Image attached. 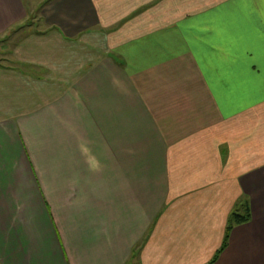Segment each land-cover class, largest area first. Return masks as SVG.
I'll return each mask as SVG.
<instances>
[{"label": "crops", "instance_id": "1", "mask_svg": "<svg viewBox=\"0 0 264 264\" xmlns=\"http://www.w3.org/2000/svg\"><path fill=\"white\" fill-rule=\"evenodd\" d=\"M1 42L0 264H209L242 201L212 264H264V0H0Z\"/></svg>", "mask_w": 264, "mask_h": 264}, {"label": "rangeland", "instance_id": "2", "mask_svg": "<svg viewBox=\"0 0 264 264\" xmlns=\"http://www.w3.org/2000/svg\"><path fill=\"white\" fill-rule=\"evenodd\" d=\"M23 1V3L25 4V6L27 5H30V4H32V2H35V0H22ZM35 4H37V3H35ZM31 23V22H30ZM24 28V29H23ZM30 27H28L27 25H26V28L23 26L22 27V29L23 30H20V28H18V27H16V28H14V29H11L10 30V33L8 34V36H4V38H5V40L9 43V41H10V38H12V37H14V36H17V35H19L20 34V37H18V38H23L22 36L23 35H25V36H28V35H38L39 33H35V30L34 29H29ZM13 30H17L16 32L18 33H16V32H13ZM43 30V29H42ZM41 30V31H42ZM12 31V32H11ZM19 31H20V33H19ZM34 33V34H33ZM47 33V32H46ZM42 35H44V34H42ZM7 37H9V38H7ZM4 40V39H3ZM2 40V41H3ZM5 40H4V42H5ZM16 40H17V38H16ZM5 43H3V42H1L0 43V58L1 57H5L7 60L9 59H11L13 62H14V58H8V57H6V53H5V56H3L2 54H4V52H8L9 51V48L8 47H5V49H6V51L3 49L4 47L3 46H7V44H5ZM16 60V59H15ZM0 63H3V62H0ZM51 126H49V125H47V126H42V125H39L37 122H35L33 125H32V131H35V132H33V133H35L36 134V132H39V130L41 131L42 130V128H43V131H45V130H50V129H54V124H50ZM40 126H42V127H40ZM33 139V138H32ZM43 139V138H42ZM45 139V138H44ZM44 141V140H43ZM45 141H46V144L45 145H42L40 148H39V139L38 138H36V137H34V139L32 140V142L34 143V144H36L35 146H34V150L37 152V155H35V157H36V159H40V156L38 155V152H42V153H44L45 152V149L46 148H48L49 147V145H48V142H50V140L49 139H45ZM39 143V144H38ZM37 161V160H36ZM234 209H236V206H234L233 207V210Z\"/></svg>", "mask_w": 264, "mask_h": 264}, {"label": "trees", "instance_id": "3", "mask_svg": "<svg viewBox=\"0 0 264 264\" xmlns=\"http://www.w3.org/2000/svg\"><path fill=\"white\" fill-rule=\"evenodd\" d=\"M250 221V210L247 201H242L236 205V209L232 210L227 219L225 226L224 237L220 248L216 251L215 256L209 262L212 264L216 261L222 251L226 248L229 235L234 226L247 224Z\"/></svg>", "mask_w": 264, "mask_h": 264}]
</instances>
